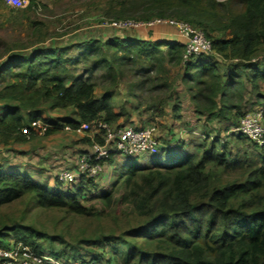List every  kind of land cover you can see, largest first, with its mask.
Wrapping results in <instances>:
<instances>
[{"label":"trees","instance_id":"obj_1","mask_svg":"<svg viewBox=\"0 0 264 264\" xmlns=\"http://www.w3.org/2000/svg\"><path fill=\"white\" fill-rule=\"evenodd\" d=\"M108 2L105 16L112 19L190 23L205 32L214 52L185 61L182 42L127 34L75 42L76 57L69 56L70 46L55 43L24 54L6 48L0 54V59L7 55L0 63V145L7 154L16 157L15 144L35 135L24 133L31 122H52L43 117L48 111H68L64 122L74 129L95 121L115 127L156 124L144 113L152 111L154 120L164 115L176 67L204 126L221 125L232 136H207L204 127L202 141L196 137L191 152L171 156L164 155L169 144L158 132L162 147L155 162L143 166L131 160L106 191L96 192V179L86 176L66 187L56 178L51 189L25 172L0 170V207L30 196L43 210L109 222L98 231H82L81 239L61 251L38 242L47 235L34 226L4 225L0 248L24 242L63 264H264V146L233 131L247 112L264 109V65L257 62L264 46V0ZM35 5L32 1L28 8ZM31 24L35 33L40 24ZM40 35L23 49L47 39ZM81 64L84 71L76 74ZM128 76L133 81L125 84ZM96 80L107 84L100 96ZM118 87L119 93L142 101L128 112L116 111ZM132 111H138L139 125ZM52 125L47 134L63 127L58 120ZM233 137L251 143L258 159L238 156L228 146ZM94 140L103 142L100 134L85 136L80 151L90 149Z\"/></svg>","mask_w":264,"mask_h":264},{"label":"rangeland","instance_id":"obj_2","mask_svg":"<svg viewBox=\"0 0 264 264\" xmlns=\"http://www.w3.org/2000/svg\"><path fill=\"white\" fill-rule=\"evenodd\" d=\"M32 1H34L36 5L33 6L32 9H29L28 6ZM108 7V0H27V2L22 6H13L5 2V0H0V54H2L6 48H14L9 53L24 54L27 51L29 52V50L31 51L35 48H40L45 45L55 43L56 45L60 46H70L69 56L76 57L79 53V49L76 47V45H73L74 42H82L83 40L87 39V36L90 35V33L93 34V32H102L104 33V36H114L115 34L124 35L128 33L147 35L155 25H144L145 23L140 21L139 23L142 24H139V27L119 29L118 27L114 26V23L119 22L120 19H112L105 16ZM32 21H38L40 24V26H38V30H35V33L31 24ZM169 25L172 26L171 24ZM39 35H46L45 38L47 39H43L42 42L35 43L30 49H23V46L29 45L36 41L39 38ZM157 37H159L158 34L155 35V38ZM258 55L260 58H257V62L260 66H262L264 65V46L261 47ZM6 56L0 59V63L6 60ZM77 68L78 69L75 71V73L82 74L85 66L81 64ZM178 70V67L172 68L175 83L179 77L176 75ZM132 78V76L126 77L124 83L127 84L132 82ZM96 82L98 83L97 95L100 96L105 90L107 84L105 85L102 80H96ZM122 91H124V86H122ZM122 91L120 90L121 93H119V87L114 89V92L118 95V101L115 103L116 111L128 112L130 109H134V105L138 101H142V99L139 98L133 99L132 97H127L128 94L126 92L122 93ZM124 101H127V103ZM189 107L190 102L189 104L186 102L185 112L190 111ZM132 112L133 116L138 118V111ZM49 113H54L53 115L56 116H68V111H49ZM151 114L152 111L144 113L145 119H150L151 122L158 124L160 135L165 136L167 134V129L171 128V126L168 124L172 125L175 119L173 118L172 122L163 124L160 122V120L162 122L166 120V117L163 118L164 115L161 116L162 118L158 117L160 120L156 121V119L154 120L152 118ZM174 116L176 118L175 114ZM124 121L125 119L121 120V122ZM174 124L176 125L175 122ZM204 127L208 132L207 136H222L223 140L227 138L226 136H232L226 134V132H224V128L221 125L216 126L209 122L205 124ZM206 131L204 128L203 130L201 128V130L197 129L195 130L196 133L194 132L191 134L194 137L196 136L198 141H202L201 133ZM46 133L43 135L35 134L27 143L15 144L14 146L16 150L14 155L19 157L23 156V150H25V148L29 149V152L32 154L40 152L41 150L45 154L46 150H50L47 152V155H45L44 158L36 159V161L41 159L38 161V163L42 167L40 166L39 168L32 171L35 178H39L44 175V169H42L43 166L50 167L51 163L53 165V163L56 162V164L53 166L54 169H57L62 165H73L74 162H71L78 156L76 153L78 150H80V148L84 147L83 144H80V140L85 137L84 134L73 133L71 131L62 129L54 131L51 134ZM228 139L227 142H231L228 145L229 148L233 149V151L237 153L238 156L247 157L248 159H258L259 155L256 150H253L251 143H246V141H243L244 139L240 140L239 137ZM7 153L8 152L6 149L0 145V162L9 163V161H11L9 160L10 157H7ZM53 154L54 156L55 154H58V157L55 156L53 159L51 156ZM65 154H70L72 157H74V159L72 161H62L64 160ZM143 156L138 157V159L141 160L142 163H146V165L152 162L154 158L152 154H146L145 158H142ZM130 158L133 159L136 157H129V159ZM126 161L128 163V159H126ZM64 162L65 164H63ZM124 172L125 171L123 169L119 170L118 174L113 178V180H117L119 174ZM231 176L225 175L227 179H230ZM106 188H110V185ZM87 203L94 204L96 203V199ZM13 223L34 226L35 229L47 235L45 237L38 238V242H42L47 247L61 251L64 248L70 247L71 245L75 244L77 240L81 239L82 231L92 233L95 230L98 231L101 226H104V224L109 222H98L94 219L67 214L61 210H43L38 208L35 205L34 200L29 196L12 204L0 207V227L2 228L4 225ZM81 251H85V249H81Z\"/></svg>","mask_w":264,"mask_h":264},{"label":"built area","instance_id":"obj_3","mask_svg":"<svg viewBox=\"0 0 264 264\" xmlns=\"http://www.w3.org/2000/svg\"><path fill=\"white\" fill-rule=\"evenodd\" d=\"M13 6H22L27 0H5ZM140 21L131 19L120 20L114 23L119 29L139 27ZM144 25L157 23H169L175 27L184 45V60L193 57L208 55L214 52L212 41L205 32L191 25L190 23L174 19H156L151 22H143ZM53 125L44 122L42 119L31 122V125L24 129V133L45 134ZM64 129L78 134H86L94 131L100 134L102 143L93 141L90 149L80 152L73 165H62L56 169L57 180L66 186L80 182L82 176L98 179L106 170L107 164L112 156L140 157L146 154L155 156L162 143L158 136V125L152 124L147 127H136L124 125L120 127L111 126L102 121L82 123L77 128L65 125ZM235 133L245 136L249 141L264 146V109L262 107L249 111L234 128ZM0 264H63L57 258L49 254L35 252L24 242L14 244L10 248H0ZM75 264H82L77 262Z\"/></svg>","mask_w":264,"mask_h":264},{"label":"crops","instance_id":"obj_4","mask_svg":"<svg viewBox=\"0 0 264 264\" xmlns=\"http://www.w3.org/2000/svg\"><path fill=\"white\" fill-rule=\"evenodd\" d=\"M157 34L159 37L155 38V35H157ZM115 35H117V34H115ZM127 35L137 37L139 39H149L152 41H165V40L166 41H179V42L183 41L182 38L179 36L177 29L175 27L170 26L169 24H165V23L155 24L153 26L152 30L149 31V33L147 35H140V34H135V33H132V34L128 33ZM110 37H112V36H110ZM108 38H109V36H107V35L104 36V33H102V32H99V33L93 32V34L90 33V35L87 36V39L83 40L82 42H86V41L88 42L89 40H93V39H98V40L104 42ZM77 43H79V42H77ZM221 67L225 68V65L222 64ZM176 75H178L180 78L178 77V79L174 85V88L170 94V98L168 100V103L164 107L165 113H164L163 118L166 117V120H164L162 122L160 120V118H156V121L160 120V122L163 124H167L169 122H172L173 118L175 119L174 122L176 123L177 126L174 124V122L172 123V125L168 124L169 126H171V128L167 129V134L165 136H161L169 144V145H167V147L164 150V155L169 154L171 156H173L175 154L179 155V154H185V152H191L194 149V146L196 144L197 139H196V136L195 137L192 136L190 131L197 130V129L201 130V128L203 130V128H204V120H201L197 116V114L195 112L194 105H193V103L189 97L188 92H187V87L184 86V84H182L183 82H182L181 70H178ZM174 76H175V74H174ZM177 99H178V103H177ZM186 102L188 104L190 102V107H189L190 111L189 112H185ZM176 105H178V106L176 107ZM175 107H176V109H175ZM50 114H52V115H50ZM53 114L54 113H49V111H48L45 114H43V117L47 118V119L48 118L51 119L52 122H49L51 124H54V122H56V120H58L59 123L63 124V127H61V129L65 130L64 126L68 124V123L64 122L65 117L63 115L62 116H56ZM174 114L176 115V118H175ZM138 119H137V117L134 116V121H135V124H137V125H139L141 123L138 121ZM172 126H173V128H172ZM50 129H52V128H50ZM84 135L89 136V137H95L96 133L94 131H90ZM84 147H86V146H84ZM86 149H88V147ZM185 149H186V151H185ZM80 150H81V148H80ZM80 150H78V152L76 154H79V152H81ZM29 151H30L29 149L25 148V150H23V156L22 157H19V156L14 157V156L8 155L7 157H10L9 160H11V161H9V163L0 162V170L8 171V172H12V171H16V170L22 171V172L29 174V176L32 177L34 179V181H36L37 183L45 184L47 187H49L51 189L55 188L56 177L54 175L55 172H54L53 166H54V164H56V162H54L53 165L51 163L50 167L43 166L42 169H44V175H42L39 178H35L33 173H32V171H34V169H37L41 166L38 163V161L41 159H38V161H36V159L37 158H44V156L47 155V152H49L50 150H46L45 154L42 150L40 152L35 153V154H32ZM51 156L54 159L55 156L58 157V154H55V156L53 154ZM145 156L146 155H144L142 158H145ZM73 159H74V157H72L70 154H65L64 160H62V161H65V162L66 161H72ZM126 159H128V163H127ZM133 159H137V161H138L137 163L141 162V163H139L140 165H143V166L146 165V163H142V161L139 160L138 158H133ZM133 159L132 158L129 159V157H124L121 155L115 156L113 162H110L109 164H107L108 166H107L106 170L104 171V173L97 180H95L96 181L95 183L97 185L96 186L97 188L95 189V191L97 192V190H98V192H99V191L109 190L111 188V185L115 181V180H113V178L118 174V171L121 169L124 170L126 168L125 166H127L129 164V162ZM155 160L156 159L154 156L152 162H150L148 165H151V163L155 162ZM65 162L63 164H65ZM54 178H55V181H54ZM109 185H110V188H106V187H109Z\"/></svg>","mask_w":264,"mask_h":264}]
</instances>
